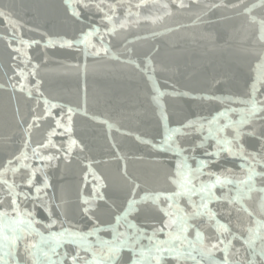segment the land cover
Returning <instances> with one entry per match:
<instances>
[{
    "label": "water",
    "instance_id": "obj_1",
    "mask_svg": "<svg viewBox=\"0 0 264 264\" xmlns=\"http://www.w3.org/2000/svg\"><path fill=\"white\" fill-rule=\"evenodd\" d=\"M93 5L100 0H91ZM188 5L181 8L180 0H103L105 11L112 16V23L104 21L101 24L103 13L97 11L93 6L90 9L78 8L81 12L79 18L72 17L70 10L66 11L65 0H0V9L11 14V19L18 22V28L10 30L7 21L0 17V167L8 160L18 155L23 149L24 134L19 123V115L30 120V112L35 106V100L28 98L26 94L19 93V85L14 91L7 86V77H13V73L18 69L14 65L24 68L19 57L13 61L12 57L18 56L13 51L16 47H23L17 40L39 41L32 44L27 49V58L30 62L26 71L33 64L38 65L39 75L35 78L29 77V83L34 84L36 79L41 80V91L53 103H62L66 106L79 108L73 118L75 134L74 138L88 145L87 150L80 152L75 149L68 161L63 159V154L55 149L46 150L42 154H55L61 159L44 169L53 187L47 190L49 196H55L56 203L64 201L63 217L53 204L54 219H64V228L72 231L87 233L93 230V225L105 229L109 224H115V205L108 207L104 201H96L94 206V219L89 220L88 215L81 211L80 196H90L92 190V177L88 176L85 182L86 165L89 160L100 163L96 164L97 171L105 179L106 188L101 191L106 195V199L115 201L118 205L127 193V185L121 176L124 161L117 162L112 158L110 152L115 151L111 144L115 142L119 145L120 153L127 156V171L132 177L138 178V182L146 184L153 190L175 191L168 179L170 170L175 168L178 159L184 156L190 157L187 161L191 168H195V156L201 159H209L211 162L207 168L203 169L204 175L200 180H215V176L209 178L206 174L213 172L224 173L229 179L243 180L247 174V167L241 168V164H246L239 157H230L227 152H221L220 158L205 157L204 151H213L211 145L215 144L214 139H209L204 148L193 146L203 140L208 135L207 126L203 132H197L195 128L185 131L188 135L174 137V141L180 148L185 149L181 156L172 152L161 155L149 154L150 149L136 140L140 135L144 139L154 138L156 142L162 139L165 126L179 127L189 120L207 117L211 119L216 113L228 108L241 109L247 105L240 103L241 100L251 99V85L256 78L255 67L259 63L262 52H264V42L259 40L260 24L264 19V7H256L251 15L256 17V22H250L248 14L243 13V9H232L230 7L209 8L208 5L219 4L221 0H183ZM239 0H223L225 5L238 3ZM244 6L258 4V0H244ZM108 4L115 5L114 14L107 8ZM142 4V7H137ZM167 4V8L163 5ZM131 12V15H126ZM240 12L242 14L238 15ZM162 17L153 23L152 19ZM199 17V19H198ZM127 20V26L120 27L122 21ZM95 25L101 28L102 33L108 28L115 26V33L104 36V41L109 44L112 52L118 55L123 52L126 41H134L131 48L135 55L132 59L145 66V57L151 55V67L148 73L142 72L133 64L124 61L129 57L127 54L121 55L119 60L112 59L103 53L100 56H85L83 45L68 48L60 47V41L74 39L82 31H89ZM153 32L161 35L153 37ZM15 33V34H14ZM137 37H147V39H136ZM56 41L55 46L46 47L47 41ZM92 42L99 44L100 36L92 38ZM11 43V47L9 44ZM151 77V79H150ZM14 80L17 77H13ZM159 87L165 95L161 97L160 106L151 102V96L155 94L153 87ZM259 88V85H258ZM215 97L216 99H209ZM258 100H264V90L257 95ZM43 97L39 105V113L43 112ZM66 110V109H65ZM86 110L88 117L82 112ZM53 114L58 116L59 110H53ZM92 115L100 119H107L113 124L111 132L107 125L91 120ZM167 116V120L163 117ZM229 119H240L239 112H229ZM207 125V121H203ZM220 123L226 121L220 118ZM242 126L240 143L247 152L258 151L260 141L259 133L264 129L256 128L257 136H250L256 125ZM55 126L54 120L48 118L41 125L34 129L31 134V147H36L43 142L48 131ZM26 127V125H23ZM234 132L231 128L226 129L221 138L231 139ZM57 145L66 143L67 136L61 137L58 134L53 137ZM31 156V148L28 149ZM28 163L33 168L43 167L44 161L31 159ZM16 164H13L15 167ZM257 172H264V166L257 165ZM28 169H21L16 175V183L21 184L20 177L26 176ZM7 178L11 180L12 174L8 173ZM223 178V177H222ZM42 175L37 173L36 183L42 182ZM255 185L257 188L264 187V181L257 176ZM237 185L229 184L225 187L217 186L213 189L218 197L236 195ZM28 190L22 185L18 191ZM264 194L252 192L249 197L242 201L243 207L247 208L253 215L250 217L247 212L237 209L240 204L230 205L227 200H214L209 204V208L215 211L217 219L221 223L228 224L229 230L235 233L240 239L225 233L220 236L227 243L232 241L229 249L230 254L240 250L239 255L231 256V259H252V248L244 243L247 238L248 228H256V221L264 220V212L261 211V197ZM200 197L194 196L193 200L199 202ZM10 203V201H9ZM181 207L185 212H191L192 208L186 198H180ZM29 210L32 203L21 204ZM5 210L0 206V211ZM11 211V209H8ZM14 215V214H13ZM183 215V213H181ZM36 218L48 222L46 213L39 207L36 209ZM162 213H147L143 211H132L127 217V222L121 221L117 226L118 232H128L131 235L134 229L127 227V223L135 224L144 230L145 235L141 237L137 248L151 247L152 241L147 239L151 235L153 228H159L163 224ZM189 223L199 224L203 230V244L210 247L216 243V239H209L217 235L215 227L208 226L206 217L190 220ZM37 227L45 236L48 230L42 224ZM59 225H54L51 231L59 232ZM167 231V229L165 230ZM178 227H173L172 232L178 233ZM10 234V230H5ZM97 236L101 239H111V232L100 231L95 235L87 236L85 244H91L99 251ZM157 239L165 240L164 233H157ZM196 234L193 229H189L188 240L195 241ZM40 236H27L23 242H19L18 251L20 259H26L24 254V243H39ZM172 246L181 251L187 250V244H182L179 240H173ZM199 246V245H198ZM261 240L258 238L254 242V247L259 249ZM41 248L47 250V246L41 244ZM221 249L223 244L219 246ZM77 245L65 244L57 249L59 255L53 256V260H59L64 252H75ZM106 251V250H105ZM124 264L130 258V252L122 249ZM80 255L92 258L91 252H85L80 248ZM201 264H210L207 258L200 257L193 251ZM137 258L139 256L137 255ZM213 258L223 260L224 253L215 251ZM259 260V257H256ZM66 264H71V260L65 257ZM31 264V260H28ZM148 264H152L151 261ZM165 264H177L172 257L165 256ZM179 264H194L192 260H182Z\"/></svg>",
    "mask_w": 264,
    "mask_h": 264
},
{
    "label": "snow or ice",
    "instance_id": "obj_2",
    "mask_svg": "<svg viewBox=\"0 0 264 264\" xmlns=\"http://www.w3.org/2000/svg\"><path fill=\"white\" fill-rule=\"evenodd\" d=\"M195 3H199V0H194ZM66 11L70 10L72 17L79 18L81 12L78 8L90 9L93 6L97 11L102 12L104 15L101 19V24L106 20L109 24L112 23V16L105 11L103 0L100 2L93 3L91 0H65ZM244 0H239L238 3L225 5L223 0L219 4L208 5L209 8L218 7H230L232 9H243V13L248 14L250 22L255 23L256 17L252 16V10L256 7H264V0H258V4H253L251 6H244ZM142 4H138L137 7H142ZM179 6L181 8L187 7L183 0H180ZM167 8V4L163 5ZM107 8L113 11L115 5L108 4ZM238 15L242 14L240 12ZM126 15H131V12ZM0 17H3L9 24L10 30H15L18 28V22L11 19V14L4 9H0ZM153 23L156 20L162 19V17L150 18ZM199 19V17H198ZM260 24V35L259 40L264 42V19L259 21ZM127 26V20L122 21L120 24L121 28ZM116 31L115 26L108 28L102 33L101 28L93 25L89 31H82L79 36L74 39H66L60 41V47H78L83 45V51L85 56L97 57L103 53L106 56H110L112 59L119 60L121 55L127 54L129 57L124 62L127 64H133L136 68H139L142 72L146 74L151 67V55L149 53L145 57V66L141 68V65L132 59L135 55L134 49L129 45L134 43V41H126L123 46V52L119 55L116 52H112L111 47L108 43L104 41V36ZM15 34V33H14ZM153 37L161 35L160 33L153 32L151 34ZM95 36H100L99 44L93 43L92 38ZM136 39H147V37H137ZM17 43L23 45V47H16L13 49L18 56L12 57L13 61L17 60L19 57H25L22 60L24 68H20L19 65H14L18 69L17 72L13 73V77H17L16 80L13 77H7V86L12 88L14 91L19 85V93L28 98L35 100V106L30 112L31 119L26 120L24 116L19 115V110L17 115L19 116V123L22 126V132L24 134L23 149L18 155L13 158L8 159L2 167H0V206H4L5 210L0 211V264H28V260H31V264H66L65 257L71 260V264H124V257L122 255V249H127L130 252V258L127 260L126 264H148L149 261L152 264H165V256L172 257L179 264L182 260H192L194 264H201V261L197 259L196 256L192 255L195 251L202 258H207L210 264H264V220L256 221V228H248V236L244 239V243L252 248L251 256L252 259H231V256L239 255L240 250L237 249L235 253L229 252L232 246V241L229 240L225 243L224 240L219 239L220 236L228 233L233 236L234 239H240L235 233L230 232L229 225L221 223L217 219V213L209 208L214 200H227L230 205L240 204L241 208L237 211L243 210L248 213L251 217L252 212H249L247 208L243 207L242 201L245 197L250 198V194L254 191L264 194V187L257 188L255 185V177H261L264 181V172H257L256 166H264V131L259 133L258 139L260 141L258 151L247 152L244 146L240 143L241 136L244 134L242 132V126L246 124H253L255 121L259 120L260 124L254 127V130L247 133L250 136H257L256 128L264 129V100H258L257 95L264 90V52H262L259 63L255 67L256 78L251 85L250 95L251 99L239 101L242 104L247 105L246 108L235 109L228 108L224 111L216 113L211 119L207 117L197 118L195 120H189L186 124H182L179 127H168L165 126L162 139L156 142L154 138L144 139L142 136L137 135L136 140L141 144L150 149L149 154L161 155L166 152H172L177 156L185 151L177 145L174 141V137L177 134L188 135L185 130L189 128H195L197 132H203L207 126L208 135L203 137V140L198 142L193 146V151L196 148H204L206 142L211 138L215 140V144L211 145L213 151H204L205 157H216L217 160L220 158L221 152H227L230 157H239L246 164H241L240 167H247V174L243 180H232L229 179L224 173L216 174L213 172L206 173L209 178L215 176V180L209 179V181L200 180V176L204 175L203 169L207 168L210 164L209 159H201L195 156L191 159L196 160V167L193 169L188 164L190 157L184 156L182 159H178L175 168L170 170L169 181L172 185H175V191H163V190H153L147 187L146 184L138 182V178L130 176L127 171V156L120 153L119 145L115 142L111 144V148L115 151L110 152V155L117 162L123 160L124 167L121 170V176L127 185V193L121 202L116 205L115 201L109 202L106 199V195L101 191L106 188L105 179L97 171L95 167L99 161L93 162L88 161L85 172V182H88V176L92 177V190L90 196H80L81 211L89 215V220L94 219V206L96 201H104L105 205L111 207L115 205L116 215L114 217L115 224H109L108 228L101 229L93 225V230L87 233L80 231H72L69 228H64L63 225L66 222L64 219H54L53 204H55L56 209L59 211L60 216L65 215L64 212V201L61 200L60 203H56L55 196H49L47 190L53 185L50 182L48 175L45 173L44 169L51 166L54 162L61 159V156L55 154L43 155L42 153L46 150L55 149L56 152L63 154V159L68 161L73 155L75 149H79L80 152L87 150L88 145L80 140L74 138L75 129L73 118L79 108H73L71 106H66L62 103H53L48 97L44 96L41 91L42 82L39 79L35 80L34 84L29 83V77L35 78L39 75L38 65L33 64L27 71L28 64L30 62L27 58V49L31 47L32 44H38L39 41H25L17 40ZM56 41L49 39L46 43V47L55 46ZM11 47V43L9 44ZM151 79V77H150ZM259 85V88H258ZM4 84H0V88H4ZM154 95L151 96V102H154L157 106H160L161 97L165 95L164 92L160 91L159 87L154 86ZM43 97V114L39 113V105L41 103V98ZM209 99H216L215 97H209ZM66 109V110H65ZM53 110H59V115L53 114ZM229 112H239L240 119L231 120L229 119ZM82 114L88 117V112L84 110ZM223 117L226 123L221 124L220 118ZM52 118L54 120L55 126L47 132L43 142L37 144L36 147H31V134L34 129L38 128L41 123ZM91 120L98 121L101 124L107 125L109 132L113 128V124L107 119H100L96 115L89 117ZM167 120V116L163 117ZM207 121V125L203 122ZM26 125V127H23ZM231 128L234 135L231 139L221 138V134L225 132L226 129ZM59 132L61 137L67 136L66 143L57 145L53 137H55ZM31 148V156H29L28 149ZM31 159H39L44 161L43 167L33 168L28 163ZM16 164L13 167V164ZM21 169H28V174L26 176H21V184L16 183V175ZM8 173L12 174V179L7 178ZM37 173H40L43 177L42 182L37 184L36 177ZM223 177V178H222ZM235 183L237 185L236 195L234 197H229L225 195L223 197H218L215 195L213 189L217 186L225 187L229 184ZM22 185L26 186L28 190L18 191ZM199 196V202L193 200L194 196ZM186 198L188 204L191 206V212H185L184 208L181 207L180 198ZM10 201V203H9ZM32 203V208L29 210L26 207H21V204ZM141 206H143V211L147 213H162L163 224L161 227L153 228L150 236L147 237L149 241H152L151 247L145 249L144 247L137 248L141 237L145 235L142 228H138L135 224L127 223V227L134 229L131 235L128 232H118L117 226L121 224V221L127 222V217L132 211H140ZM41 208L48 217V222L44 223L36 218V209ZM11 209V211H8ZM261 211L264 212V196L261 197ZM183 213V215H181ZM14 214V215H13ZM206 217L208 221V226L215 227L217 235L215 237H209V239H216V243H212L210 247H206L203 244L205 237L203 236V230L199 224L189 223L190 220H195L196 218ZM37 224H42L45 229L48 230V235L45 236L37 227ZM54 225H59L61 230L59 232L51 231ZM178 227V233L174 234L172 232L173 227ZM10 230V234H6L5 230ZM167 229V231H165ZM189 229H193L196 234L195 241L188 240ZM105 231L111 232V239H101L97 236V244L99 246V251L95 250L91 244H85L87 236L95 235L97 232ZM157 233H164L166 239H157ZM40 236L39 243H24L23 249L26 259L21 261L20 253L18 251L19 242H23L27 236L31 235ZM261 240V246L259 249L254 247V242L256 239ZM173 240H179L182 244H187V250L181 251L179 248H174L172 246ZM46 245L47 250L41 248L40 245ZM65 244H75L77 245L76 251L69 253L64 252L59 260H53V256L59 255L57 249L61 248ZM223 244L224 247L221 249L219 246ZM199 245V246H198ZM83 247L85 252H91L92 258L88 259L86 256L80 255V248ZM106 250V251H105ZM222 251L224 253L223 260H216L213 258V253L215 251ZM137 255L139 258H137ZM259 257V260L256 257Z\"/></svg>",
    "mask_w": 264,
    "mask_h": 264
}]
</instances>
